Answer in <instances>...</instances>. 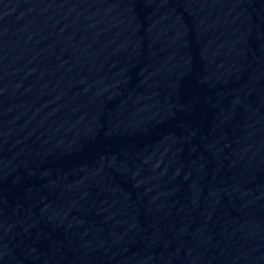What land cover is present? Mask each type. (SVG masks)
<instances>
[{"label": "water", "instance_id": "water-1", "mask_svg": "<svg viewBox=\"0 0 264 264\" xmlns=\"http://www.w3.org/2000/svg\"><path fill=\"white\" fill-rule=\"evenodd\" d=\"M0 264H264V0H0Z\"/></svg>", "mask_w": 264, "mask_h": 264}]
</instances>
